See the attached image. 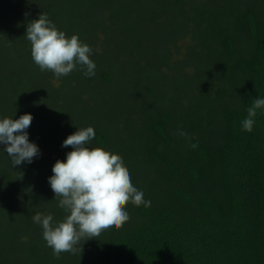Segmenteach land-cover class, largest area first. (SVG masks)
I'll use <instances>...</instances> for the list:
<instances>
[{"label":"trees","instance_id":"trees-1","mask_svg":"<svg viewBox=\"0 0 264 264\" xmlns=\"http://www.w3.org/2000/svg\"><path fill=\"white\" fill-rule=\"evenodd\" d=\"M41 12L93 49L95 76L78 65L57 78L34 63L25 35ZM0 27V88L13 91L0 119L31 113L41 150L16 167L0 151V264H264V109L242 130L264 98V0H0ZM23 61L73 91L75 107L60 100L39 115L47 93L26 89ZM88 126L89 147L120 158L151 204L128 203L121 228L57 256L32 217L64 220L48 177L72 151L62 142Z\"/></svg>","mask_w":264,"mask_h":264},{"label":"clouds","instance_id":"clouds-1","mask_svg":"<svg viewBox=\"0 0 264 264\" xmlns=\"http://www.w3.org/2000/svg\"><path fill=\"white\" fill-rule=\"evenodd\" d=\"M27 15V14H26ZM26 38L31 43V57L41 71H51L57 78L69 75L78 65L84 75L95 76L96 64L90 59L93 49L78 35L68 37L59 30L47 14L27 24ZM264 109V98H256L246 109L242 130L252 132L257 110ZM31 113L18 119H0V151L11 160L13 167L31 164L41 155L39 146L29 139L27 131L33 121ZM186 135V133H182ZM96 136L92 126L70 134L61 147H72L64 160L52 167L48 183L59 197L58 207L67 213L57 222L52 214L37 213L33 222L43 229V238L55 255L74 251L82 237L88 241L100 239L109 230L121 228L130 219L126 205L150 206L144 192L135 187L123 161L110 156L103 148H90Z\"/></svg>","mask_w":264,"mask_h":264},{"label":"rangeland","instance_id":"rangeland-1","mask_svg":"<svg viewBox=\"0 0 264 264\" xmlns=\"http://www.w3.org/2000/svg\"><path fill=\"white\" fill-rule=\"evenodd\" d=\"M4 4V2H3ZM3 30L2 28L0 27V33L2 34ZM111 55V54H110ZM114 59V57H110L109 60H112ZM16 66L17 64L16 63H12L10 65V68H11V74L9 75L8 78L11 79L10 81V84L13 88V79H14V74L17 69H16ZM23 71L25 72V74L27 73V78L30 80V82L27 84L28 88H26L29 92L33 93V90L34 89V86H38V87H41L43 88V90L45 91V93H47V95H41V94H37L36 97L38 98V103H36V105L38 106V109H34L37 111V113L40 115V114H44L46 112V117L47 115L52 112L54 109L57 108V104L59 103L60 100H63V104H67L69 105L70 107L73 106V103L72 101L75 100L71 97H73V91L70 92L71 95H69L68 92L64 93L63 91L60 90V86H54V85H51L49 86L45 79L46 78H41L40 77H36V75L34 74L35 71L34 70H30L29 68V65L26 64V62L23 61ZM13 72V73H12ZM45 72V71H44ZM48 72L49 74V71H46ZM46 74V73H45ZM155 79H157V77H155ZM60 90V92L58 91V89ZM93 87V90L92 92L95 93V94H98V90L102 91V87H99V86H92ZM6 90V91H5ZM13 91L11 90V87H7L6 89H4V86H2V88H0V110L2 109H11L10 108V104L12 102V98L11 96H9L10 94H12ZM76 94V93H75ZM100 104V103H99ZM77 106V105H76ZM66 105L61 108V109H67ZM75 107V106H73ZM104 107V106H103ZM75 109H78V108H75ZM87 109H101V110H104V109H108V108H101L99 106H91L89 105ZM30 110H33V109H28V111ZM103 116H105L107 118V122L108 123H111V124H115L116 123V116L115 114L111 113V112H108L106 110L103 111ZM62 121H66V118L65 120H62Z\"/></svg>","mask_w":264,"mask_h":264}]
</instances>
